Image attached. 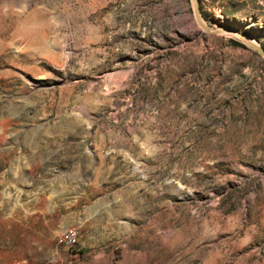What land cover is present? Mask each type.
<instances>
[{"label": "rangeland", "instance_id": "374dc122", "mask_svg": "<svg viewBox=\"0 0 264 264\" xmlns=\"http://www.w3.org/2000/svg\"><path fill=\"white\" fill-rule=\"evenodd\" d=\"M0 264H264V0H0Z\"/></svg>", "mask_w": 264, "mask_h": 264}, {"label": "built area", "instance_id": "2783aa9c", "mask_svg": "<svg viewBox=\"0 0 264 264\" xmlns=\"http://www.w3.org/2000/svg\"><path fill=\"white\" fill-rule=\"evenodd\" d=\"M76 233H77V231L73 227L66 229L65 234H64L65 243L66 244L73 243L75 241Z\"/></svg>", "mask_w": 264, "mask_h": 264}, {"label": "water", "instance_id": "95a60500", "mask_svg": "<svg viewBox=\"0 0 264 264\" xmlns=\"http://www.w3.org/2000/svg\"><path fill=\"white\" fill-rule=\"evenodd\" d=\"M195 11H196L197 18L200 19V18H199V15H198V11H197L196 6H195ZM204 26H205V25H204ZM205 27H206V26H205Z\"/></svg>", "mask_w": 264, "mask_h": 264}, {"label": "bare ground", "instance_id": "6f19581e", "mask_svg": "<svg viewBox=\"0 0 264 264\" xmlns=\"http://www.w3.org/2000/svg\"><path fill=\"white\" fill-rule=\"evenodd\" d=\"M258 48V47H257Z\"/></svg>", "mask_w": 264, "mask_h": 264}]
</instances>
